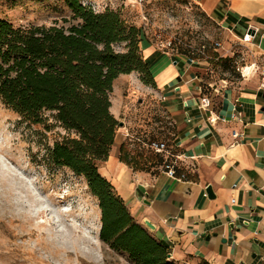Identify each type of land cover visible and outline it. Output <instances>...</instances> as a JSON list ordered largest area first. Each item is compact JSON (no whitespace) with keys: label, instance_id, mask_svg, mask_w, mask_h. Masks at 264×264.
<instances>
[{"label":"crops","instance_id":"obj_1","mask_svg":"<svg viewBox=\"0 0 264 264\" xmlns=\"http://www.w3.org/2000/svg\"><path fill=\"white\" fill-rule=\"evenodd\" d=\"M191 1L238 43L250 75L225 80L213 63H191L140 40L152 81L143 84L137 73L114 81L110 113L119 125L99 173L135 222L155 227L153 236L176 264H264V0ZM246 32L254 34L249 44L240 42ZM202 97L210 99L206 110L198 109ZM149 140L167 141L182 155L173 166L184 179L117 161L122 142L130 149Z\"/></svg>","mask_w":264,"mask_h":264},{"label":"trees","instance_id":"obj_2","mask_svg":"<svg viewBox=\"0 0 264 264\" xmlns=\"http://www.w3.org/2000/svg\"><path fill=\"white\" fill-rule=\"evenodd\" d=\"M62 1L70 16L60 23L16 27L0 19V102L29 125L45 126L44 114L51 113L64 130L66 137L52 145L45 162L83 179L97 200L100 243L133 264H176L99 173L119 125L110 113L114 81L131 73L143 84L152 81L138 47L140 31L111 10L95 12L81 0ZM207 57L223 72L236 70L233 58L213 50ZM117 161L139 172L162 162L146 150L133 153L126 141Z\"/></svg>","mask_w":264,"mask_h":264},{"label":"rangeland","instance_id":"obj_3","mask_svg":"<svg viewBox=\"0 0 264 264\" xmlns=\"http://www.w3.org/2000/svg\"><path fill=\"white\" fill-rule=\"evenodd\" d=\"M81 2L95 12L118 13L155 49L170 42L173 54L192 56L205 46L222 58L232 54L236 67L244 66L238 43L191 0ZM69 16L62 0H0V19L16 27L60 23ZM236 74L218 73L225 80ZM44 117L45 126L29 125L0 102V264H133L98 240L97 200L83 179L46 165L47 151L66 133L51 113Z\"/></svg>","mask_w":264,"mask_h":264},{"label":"built area","instance_id":"obj_4","mask_svg":"<svg viewBox=\"0 0 264 264\" xmlns=\"http://www.w3.org/2000/svg\"><path fill=\"white\" fill-rule=\"evenodd\" d=\"M253 37H254V34L252 35L251 33L246 32L242 36V38L240 39V42L244 43V44H246V43L249 44L253 41ZM170 46H171V43L167 42L165 44L160 45L157 49L160 51H163V52L173 54V52L170 49ZM216 46L218 48L220 47L219 44H216ZM213 51H215V48L213 49ZM191 55L192 56H188V55L186 56L188 61L191 63L195 62V61H204V62L208 63L207 49L205 48V46H202L201 50L197 51L196 55H193V52L191 53ZM243 69H246V67H244V66L241 68L236 67V71H238L242 77H244V75H246V76L250 75L249 73L245 74L243 72ZM252 71H256V69L254 68ZM260 81H261L260 82L261 88H264V74L261 75ZM200 92H202V90H200ZM236 103H241V100L237 99ZM209 106H210V99L208 97H202L199 99L198 109L206 110ZM217 120H218V118L210 119V120H208V122H209V124L212 125ZM232 137L234 138V142H233L232 146H237L238 145L237 134L233 133ZM142 147L146 151H148L149 153L157 155L161 158L162 162L158 166V169L160 171H162L168 178H170V179H184L185 178L184 176L177 177L174 166H173L174 165L173 163H175V161L180 160V158H182V155L174 153V150L168 145L167 141L149 140V141L143 143Z\"/></svg>","mask_w":264,"mask_h":264},{"label":"water","instance_id":"obj_5","mask_svg":"<svg viewBox=\"0 0 264 264\" xmlns=\"http://www.w3.org/2000/svg\"><path fill=\"white\" fill-rule=\"evenodd\" d=\"M205 193L209 199L213 198V194L211 192L210 187L206 188ZM143 226L151 233L155 231V227L147 220L143 221Z\"/></svg>","mask_w":264,"mask_h":264},{"label":"bare ground","instance_id":"obj_6","mask_svg":"<svg viewBox=\"0 0 264 264\" xmlns=\"http://www.w3.org/2000/svg\"><path fill=\"white\" fill-rule=\"evenodd\" d=\"M249 71H250L249 68L243 69V72H244L245 74H248ZM98 231H99V226H98V228H97V234H98Z\"/></svg>","mask_w":264,"mask_h":264}]
</instances>
